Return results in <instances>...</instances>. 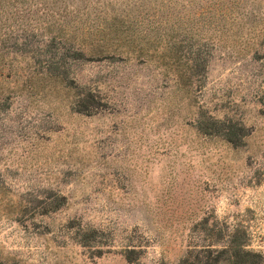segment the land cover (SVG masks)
Segmentation results:
<instances>
[{"label":"rangeland","instance_id":"rangeland-1","mask_svg":"<svg viewBox=\"0 0 264 264\" xmlns=\"http://www.w3.org/2000/svg\"><path fill=\"white\" fill-rule=\"evenodd\" d=\"M231 241L264 256V0H0V264Z\"/></svg>","mask_w":264,"mask_h":264},{"label":"trees","instance_id":"trees-1","mask_svg":"<svg viewBox=\"0 0 264 264\" xmlns=\"http://www.w3.org/2000/svg\"><path fill=\"white\" fill-rule=\"evenodd\" d=\"M180 43H172L171 47H166L168 52L172 54L170 58H174L175 61H178L180 57L178 56V53L180 51L181 46H178ZM115 43L107 42V41H98L92 46L93 52L102 55L103 53L116 51L117 48L114 46ZM118 47V46H117ZM200 61V60H199ZM197 62V60H196ZM176 77V84L181 85L187 80L186 74H177ZM246 244H234V242H230V245L226 246L223 251L216 252L219 256V254H226V262L227 264H257V262H263L264 256L259 253L252 252L247 249ZM219 257H215L211 259V262H219ZM256 262V263H255Z\"/></svg>","mask_w":264,"mask_h":264}]
</instances>
